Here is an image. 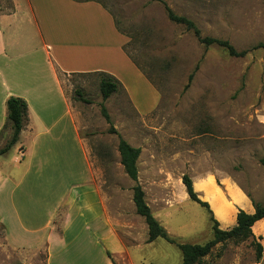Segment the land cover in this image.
Returning a JSON list of instances; mask_svg holds the SVG:
<instances>
[{"label": "rangeland", "instance_id": "obj_1", "mask_svg": "<svg viewBox=\"0 0 264 264\" xmlns=\"http://www.w3.org/2000/svg\"><path fill=\"white\" fill-rule=\"evenodd\" d=\"M98 1L129 36L125 50L135 67L161 94L155 110L139 114L123 87L104 100L98 73L60 74L71 103L81 114L80 132L87 148L92 155L103 156L102 189L111 212L128 221L133 230L122 232L125 242L136 245L144 237L141 227L145 222L129 211L128 191L118 190L119 179L126 172L119 167V137L110 131L102 103L122 137L143 152H157L154 160L176 175L188 173L199 197L210 203L220 227L231 228L240 209L253 212L254 203L264 201V165L260 162L264 156V1ZM164 2L175 13L193 19L202 35L228 39L238 50L247 49V54L234 56L220 45L205 46L192 30L168 17ZM10 6L11 0H0V11H9ZM137 79H131V90L145 93ZM10 135L5 138L0 134V147ZM18 145L6 156L16 155ZM208 174L219 188L213 178L203 179ZM189 201L180 204V211L169 218L178 237L170 235L177 242L203 244L213 237V221L206 207ZM154 209L166 211L160 205ZM59 224L60 214L56 229ZM253 231L254 236L246 240L218 243L197 264H264V219L254 224ZM3 233L0 226V264H45V245L31 251L6 248ZM256 240L263 245L260 257ZM139 254L146 257L140 264L182 262L179 247L164 238L142 246Z\"/></svg>", "mask_w": 264, "mask_h": 264}, {"label": "crops", "instance_id": "obj_2", "mask_svg": "<svg viewBox=\"0 0 264 264\" xmlns=\"http://www.w3.org/2000/svg\"><path fill=\"white\" fill-rule=\"evenodd\" d=\"M115 20L98 0H11L9 11H0L3 137L11 134V126L5 128L7 97L20 96L28 103V123L17 142V154L0 156L3 244L20 251L45 245V264H140L142 257L146 259L139 254L142 246L159 239L147 242L148 226L132 198L135 181L124 173L119 186L114 184L118 190L128 191L129 211L145 222L141 227L144 237L136 245L125 242L122 232L133 230L128 221L111 212L102 189L103 156L92 155L87 148L80 132L81 114L60 77L105 72L121 80L139 114L157 108L161 94L125 51L129 36L117 28ZM136 77L145 93L131 90V79ZM156 155L141 150L138 182L154 216L174 235L169 218L180 211V204L192 199L182 180L184 173L176 175L162 167L154 160ZM120 159L119 167L124 168ZM211 176L203 179L213 178L217 185ZM159 205L166 211H156L154 207ZM59 214L60 228L56 229Z\"/></svg>", "mask_w": 264, "mask_h": 264}, {"label": "trees", "instance_id": "obj_3", "mask_svg": "<svg viewBox=\"0 0 264 264\" xmlns=\"http://www.w3.org/2000/svg\"><path fill=\"white\" fill-rule=\"evenodd\" d=\"M264 1V0H263ZM165 8L167 10L168 17L180 24H184L187 29H190L198 37V39L205 44V46H210L212 44H217L224 47L230 55L234 56H244L247 54V49L238 50L228 39H222L209 35H202L200 28L194 22L193 19L185 16L179 15L174 12V10L164 2ZM117 28L122 31L118 22L115 20ZM123 32V31H122ZM125 33V32H124ZM257 47V46H255ZM125 48V46H124ZM126 51V50H125ZM127 52V51H126ZM129 57L134 60L130 54L127 52ZM198 67V66H197ZM195 68V71L197 69ZM189 75V83L193 79L194 72ZM100 75V91L102 93L103 99H107L113 93L117 92L122 83L113 75L105 72H94ZM189 83L187 85H189ZM80 97L82 92L76 90ZM84 99V98H83ZM85 101H87L85 99ZM7 107V124L11 126V135L7 143L0 147V156L8 152L12 146H14L20 139L21 132L28 123V103L27 101L15 95H10L6 100ZM101 111L103 116L106 118L108 123H111L110 131L118 134L119 143L118 150L120 152V161L124 166L125 172L127 175L135 181L133 185V201L135 203L136 211L138 214L143 216L147 226H148V238L147 242H152L157 238H164L168 242L176 244L182 252V262L181 264H197L200 262L206 255H208L213 247L220 242L227 240H234L240 242L248 239L251 236H254L253 226L254 224L264 219V201L262 203H254V211L248 212L244 209H240L236 216V224L231 228L224 229L220 227L219 220L215 217L214 212L210 206V203L206 200H202L197 191L194 188V182L192 177L188 173L182 175V180L186 186L187 193L189 197L199 203L200 205L207 208L210 213L211 220L213 221L212 230L213 237L207 242L200 243H190V242H177L173 238L167 229L160 223V221L154 216L151 207L145 199V190L143 186L138 182V166L137 159L141 153V148L138 146H133L130 144L118 130L112 125L111 117L107 111L104 103L101 105ZM2 133V132H1ZM0 133V134H1ZM260 162L264 165V156L260 158ZM256 251L257 256L260 257L262 254L263 245L260 241L256 240ZM108 255L111 257V253L107 251Z\"/></svg>", "mask_w": 264, "mask_h": 264}]
</instances>
